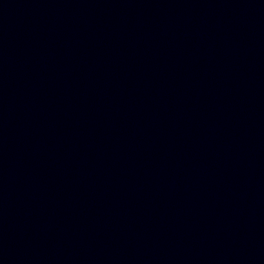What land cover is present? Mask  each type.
I'll return each instance as SVG.
<instances>
[{"label":"water","instance_id":"obj_1","mask_svg":"<svg viewBox=\"0 0 264 264\" xmlns=\"http://www.w3.org/2000/svg\"><path fill=\"white\" fill-rule=\"evenodd\" d=\"M0 264H264V0H0Z\"/></svg>","mask_w":264,"mask_h":264}]
</instances>
